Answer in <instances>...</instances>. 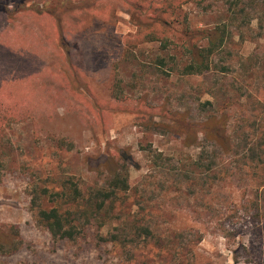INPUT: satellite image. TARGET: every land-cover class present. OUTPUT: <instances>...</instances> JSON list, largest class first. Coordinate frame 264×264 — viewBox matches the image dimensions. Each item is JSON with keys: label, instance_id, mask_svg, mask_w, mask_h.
<instances>
[{"label": "rangeland", "instance_id": "374dc122", "mask_svg": "<svg viewBox=\"0 0 264 264\" xmlns=\"http://www.w3.org/2000/svg\"><path fill=\"white\" fill-rule=\"evenodd\" d=\"M45 1L0 0V264H264V0ZM176 110L227 114L232 150L185 146ZM95 189L74 239L39 224Z\"/></svg>", "mask_w": 264, "mask_h": 264}, {"label": "trees", "instance_id": "16d2710c", "mask_svg": "<svg viewBox=\"0 0 264 264\" xmlns=\"http://www.w3.org/2000/svg\"><path fill=\"white\" fill-rule=\"evenodd\" d=\"M81 2L84 5L87 0ZM75 4L74 0H46L43 8L49 14L61 15L60 18L63 19L65 14L76 7L77 4ZM84 7H88V5ZM243 12L244 9L238 10L239 14ZM226 32L225 27H219L218 30L208 33L209 45L207 47H190V61L184 67V74H202L209 70L211 67V57L226 43ZM170 119L175 124L181 126L180 130H177L181 134L184 133L183 142L187 147L197 145L198 140L203 137L205 140L215 143L223 153H229L233 148V142L228 130L229 117L227 114L211 115L204 120L196 122L190 119L189 112L176 110L173 111ZM159 125L170 128V130L175 128V126L168 123H159ZM263 153L264 149L260 150V153L256 156L261 157ZM254 157L255 155H253ZM123 184L127 188L125 181H123ZM89 193L90 195L86 202L90 203L91 206L94 205V210H68L63 212L57 206L49 209L41 208L37 214L39 224L44 226L54 239H74L82 230V220L86 218V222L89 223L91 217L101 211L116 195L115 191L104 189H95Z\"/></svg>", "mask_w": 264, "mask_h": 264}]
</instances>
